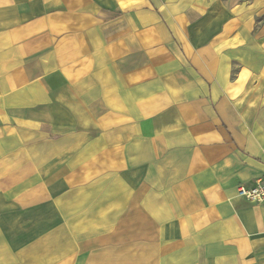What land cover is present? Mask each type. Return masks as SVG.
Returning <instances> with one entry per match:
<instances>
[{"label": "crops", "instance_id": "crops-1", "mask_svg": "<svg viewBox=\"0 0 264 264\" xmlns=\"http://www.w3.org/2000/svg\"><path fill=\"white\" fill-rule=\"evenodd\" d=\"M264 0H0V264H264Z\"/></svg>", "mask_w": 264, "mask_h": 264}, {"label": "built area", "instance_id": "built-area-1", "mask_svg": "<svg viewBox=\"0 0 264 264\" xmlns=\"http://www.w3.org/2000/svg\"><path fill=\"white\" fill-rule=\"evenodd\" d=\"M237 195L245 199L250 204H263L264 203V181L256 182L255 185L246 187L238 186Z\"/></svg>", "mask_w": 264, "mask_h": 264}]
</instances>
